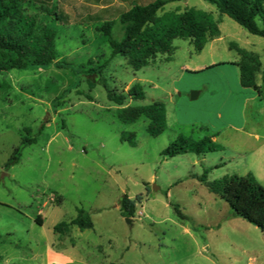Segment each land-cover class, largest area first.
<instances>
[{
  "label": "rangeland",
  "instance_id": "rangeland-1",
  "mask_svg": "<svg viewBox=\"0 0 264 264\" xmlns=\"http://www.w3.org/2000/svg\"><path fill=\"white\" fill-rule=\"evenodd\" d=\"M131 5L130 0L25 4L39 28L56 31L57 59L45 67L0 71V82L11 85L0 96V264H39L32 251L74 242L76 264H264V233L228 215L229 205L199 181L210 169V182L251 173L264 185V150L255 151L254 138L264 134V38L206 0L169 2L158 16L189 8L213 12L220 37L201 53L189 40L177 39L171 61L158 56L135 72L123 57H112L98 30L113 20V37L120 40V17ZM237 49L258 57L261 94L241 86ZM135 83L144 86L146 97L124 106L166 104L169 128L157 137L148 133L145 117L121 122L117 115L124 106L108 100L104 84L122 93ZM123 132L136 133L137 145L123 142ZM208 133L216 135L220 150L162 155L181 134ZM14 153L18 161L7 166ZM124 196L136 202L133 217L121 210ZM79 209L89 213L93 227L54 234V226L74 219Z\"/></svg>",
  "mask_w": 264,
  "mask_h": 264
},
{
  "label": "trees",
  "instance_id": "trees-1",
  "mask_svg": "<svg viewBox=\"0 0 264 264\" xmlns=\"http://www.w3.org/2000/svg\"><path fill=\"white\" fill-rule=\"evenodd\" d=\"M173 1L178 0H154L146 4L133 2L131 8L120 17L124 28L120 40L113 37L115 21H106L100 26L98 30L107 37L112 48V57H123L128 65L138 72L149 66L158 56H166L168 62L171 61L176 49L174 41L177 39L189 40L195 52L201 53L210 41L220 37V22L213 12L189 8L183 12L158 16V12ZM206 1L215 6L221 15L228 16L250 34L264 38V0ZM29 2L33 0H0V71L45 67L57 59L56 31L46 26L38 27L36 17L25 11L24 6ZM46 11L49 14L54 13L50 9ZM56 16L61 20L60 14ZM237 51L242 56L241 60L236 62L240 69L241 86L261 94L256 81L258 57L249 56L243 49ZM107 64L106 62L103 67L106 68ZM104 87L108 100L118 106H124L128 100L138 101L146 97L144 86L140 83L133 84L122 93L111 90L107 84H104ZM10 89L9 83L0 82V96ZM86 97L93 100L91 95L87 94ZM117 116L121 122L127 124L135 123L142 117L147 118V131L153 137L161 135L169 128L166 104L161 100L142 106H124ZM215 137L216 135L209 133L202 138L181 134L162 151V155L165 158L188 153L201 156L218 151L221 147L215 142ZM121 140L133 146L138 143L134 132H123ZM23 142H29V139H24ZM15 151H18V148ZM17 161L18 157L14 153L6 165ZM209 171L210 169L205 170L199 181L204 183L211 193L224 200L234 216L247 220L264 233V185L251 173L227 175L210 182ZM120 206L124 216L135 215L136 202L128 196L122 198ZM176 211L181 217L179 209ZM36 221L42 224L39 219ZM74 226L82 231L92 228L93 222L89 213L79 209L74 219L58 223L54 231L65 235L70 233Z\"/></svg>",
  "mask_w": 264,
  "mask_h": 264
},
{
  "label": "crops",
  "instance_id": "crops-1",
  "mask_svg": "<svg viewBox=\"0 0 264 264\" xmlns=\"http://www.w3.org/2000/svg\"><path fill=\"white\" fill-rule=\"evenodd\" d=\"M130 1L132 3L137 2L139 4H146V3L154 1V0H130ZM106 8H109V5H106L104 7V9H106ZM254 138L256 139V141L258 143V145H256L255 151L264 150V134H255ZM253 152H252V154H253ZM228 215L234 216L231 208L229 209ZM83 231H85V230H83ZM53 232H54V234H58L54 231V228H53ZM60 235H62V234H60ZM75 248H77L76 242H74L73 244H64L60 249L46 248L44 250V252L40 253V254L38 252H36L34 254L32 251L31 255H32V259L41 258V261L39 264H76L78 260H76L73 256H71L72 249H75ZM101 249H103V248L101 247Z\"/></svg>",
  "mask_w": 264,
  "mask_h": 264
},
{
  "label": "water",
  "instance_id": "water-1",
  "mask_svg": "<svg viewBox=\"0 0 264 264\" xmlns=\"http://www.w3.org/2000/svg\"><path fill=\"white\" fill-rule=\"evenodd\" d=\"M197 98H198V92H193V93H192V99L195 100V99H197ZM127 221L131 222V219L128 218Z\"/></svg>",
  "mask_w": 264,
  "mask_h": 264
}]
</instances>
